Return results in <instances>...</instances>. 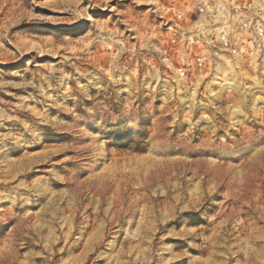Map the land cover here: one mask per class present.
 <instances>
[{
    "label": "rangeland",
    "instance_id": "374dc122",
    "mask_svg": "<svg viewBox=\"0 0 264 264\" xmlns=\"http://www.w3.org/2000/svg\"><path fill=\"white\" fill-rule=\"evenodd\" d=\"M258 29L264 0H0V264H264Z\"/></svg>",
    "mask_w": 264,
    "mask_h": 264
},
{
    "label": "built area",
    "instance_id": "2783aa9c",
    "mask_svg": "<svg viewBox=\"0 0 264 264\" xmlns=\"http://www.w3.org/2000/svg\"><path fill=\"white\" fill-rule=\"evenodd\" d=\"M204 5H207V4H204ZM201 10H203V7ZM257 35H258V43L260 44V46L261 45L264 46V30L258 29ZM221 40H222V43L224 44V47L228 48L229 50H233L232 44H231L228 36L226 35V33L221 34ZM202 61H203L202 58H198V64L200 66L202 65ZM178 71L182 77L185 76L186 71L184 68H179Z\"/></svg>",
    "mask_w": 264,
    "mask_h": 264
}]
</instances>
